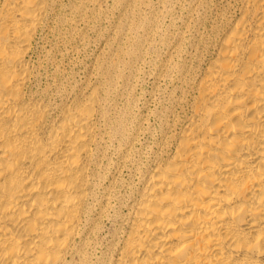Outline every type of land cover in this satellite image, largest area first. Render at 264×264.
Returning <instances> with one entry per match:
<instances>
[{
	"label": "bare ground",
	"instance_id": "6f19581e",
	"mask_svg": "<svg viewBox=\"0 0 264 264\" xmlns=\"http://www.w3.org/2000/svg\"><path fill=\"white\" fill-rule=\"evenodd\" d=\"M53 2L0 0V264H84L90 240L97 89L48 103L32 83ZM219 23L185 116L98 264H264V0H238Z\"/></svg>",
	"mask_w": 264,
	"mask_h": 264
},
{
	"label": "rangeland",
	"instance_id": "374dc122",
	"mask_svg": "<svg viewBox=\"0 0 264 264\" xmlns=\"http://www.w3.org/2000/svg\"><path fill=\"white\" fill-rule=\"evenodd\" d=\"M238 0H54L32 43L48 103L96 88L101 137L84 264L106 259L145 176L185 116L190 79ZM46 91V93L44 92Z\"/></svg>",
	"mask_w": 264,
	"mask_h": 264
}]
</instances>
